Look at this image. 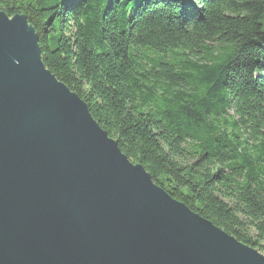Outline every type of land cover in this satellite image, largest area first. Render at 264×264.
<instances>
[{
    "label": "trees",
    "instance_id": "trees-1",
    "mask_svg": "<svg viewBox=\"0 0 264 264\" xmlns=\"http://www.w3.org/2000/svg\"><path fill=\"white\" fill-rule=\"evenodd\" d=\"M173 198L264 253V0H0Z\"/></svg>",
    "mask_w": 264,
    "mask_h": 264
},
{
    "label": "water",
    "instance_id": "water-1",
    "mask_svg": "<svg viewBox=\"0 0 264 264\" xmlns=\"http://www.w3.org/2000/svg\"><path fill=\"white\" fill-rule=\"evenodd\" d=\"M0 9V264H264L173 198Z\"/></svg>",
    "mask_w": 264,
    "mask_h": 264
}]
</instances>
